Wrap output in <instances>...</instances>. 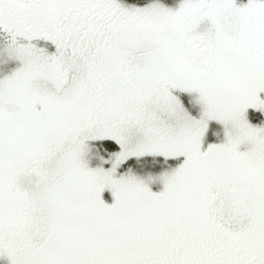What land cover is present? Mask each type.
Here are the masks:
<instances>
[{"label": "snow or ice", "instance_id": "1", "mask_svg": "<svg viewBox=\"0 0 264 264\" xmlns=\"http://www.w3.org/2000/svg\"><path fill=\"white\" fill-rule=\"evenodd\" d=\"M0 264H264V0H0Z\"/></svg>", "mask_w": 264, "mask_h": 264}]
</instances>
